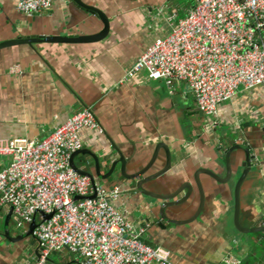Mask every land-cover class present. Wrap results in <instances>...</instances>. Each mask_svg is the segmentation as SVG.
<instances>
[{"label":"crops","instance_id":"crops-1","mask_svg":"<svg viewBox=\"0 0 264 264\" xmlns=\"http://www.w3.org/2000/svg\"><path fill=\"white\" fill-rule=\"evenodd\" d=\"M18 1L0 0V43L30 36H88L103 29L96 15L73 0H55L48 11L30 17L16 10ZM81 1L108 18L110 32L105 40L0 50V141L24 137L41 141L70 116L90 108L101 129L80 131L82 149L106 163L103 173L119 159L113 145L127 160L126 174L137 173L151 161L146 175L158 172L166 164V154L163 149L155 154L156 147L164 143L169 148L170 170L145 188L170 193L184 183L192 184L188 203L172 218L179 221L190 219L199 209L196 173L207 169L225 175L224 160L217 152L225 147L223 141L246 142L254 160L240 189V225L264 226V84L239 89L214 117L206 119L185 83L169 87L163 80L149 79L145 72L124 79L148 47L167 36L175 19L185 16L197 0ZM242 156L235 152L232 165ZM8 160L0 156V170ZM75 163L95 175L88 155L78 156ZM235 173L226 184L200 174L204 192L200 216L190 224L165 228L159 226V208L122 178L120 163L110 178L96 181L106 188L120 187L116 208L135 226L149 224L142 240L168 250L169 264H226L228 256L237 264H264V233H241L234 226ZM9 214L8 207H0L2 232ZM6 227L13 240L0 236V264H33L39 245L27 235L29 226L18 228L11 214ZM55 260L77 264L68 251Z\"/></svg>","mask_w":264,"mask_h":264},{"label":"built area","instance_id":"built-area-1","mask_svg":"<svg viewBox=\"0 0 264 264\" xmlns=\"http://www.w3.org/2000/svg\"><path fill=\"white\" fill-rule=\"evenodd\" d=\"M54 1L19 0L16 10L30 17ZM139 72L169 87L185 83L198 111L214 117L239 89L264 84V0H197L124 79ZM82 129H101L90 108L41 141H0V156L9 159L0 170V207L12 209L18 228L36 218L39 256L33 264H50L53 254L64 251L77 264H169L168 250L142 240L149 224L135 226L116 208L119 186L106 188L71 168L72 153L83 148ZM225 263L237 261L228 256Z\"/></svg>","mask_w":264,"mask_h":264},{"label":"water","instance_id":"water-1","mask_svg":"<svg viewBox=\"0 0 264 264\" xmlns=\"http://www.w3.org/2000/svg\"><path fill=\"white\" fill-rule=\"evenodd\" d=\"M73 2L80 8L84 9L85 11H88L91 14H94L98 17V19L103 24V29L94 35H86V36H30L25 38H16V39H10L7 41H3L0 43V50L9 48V47H15L20 45H28L31 48H35V45L37 44H93L98 43L103 40H105L110 32V24L109 20L102 13L100 10L85 5L81 0H73ZM200 116L202 117L203 114L200 112ZM223 139H220V142H222ZM225 147H219L217 149V152L221 155L222 159L224 160L223 169L225 171V175L223 177H220L213 173L210 170L207 169H201L199 170L195 177H194V184L196 185L199 195H200V206L198 211L192 216L190 219L186 221H179L176 219H172L177 214H180V210L183 209V206L188 203L189 198L193 191V185L189 183H184L174 189L170 193H154L152 191H148L145 186L147 184H150L152 182H156L157 179L162 177L163 175L167 174L168 171L171 168V156L169 152V148L164 143H159L156 147L155 154H157L161 149L164 150L166 154V164L164 167L159 170L156 173L146 175L147 172L150 170V167L152 166L151 162L145 166L143 169L138 171L134 174H126V164L127 160L124 159V157L121 155L119 150L113 145L115 151L119 155V159L115 160L109 170L106 173H103V167L106 166V163H103L98 156L88 149H80L74 153H72L70 158V166L71 168L78 174L83 176H88L91 178L93 182H95L96 179L106 180L110 178L114 171L116 170V166L120 163V172L121 176L124 180L130 181L131 184L138 190L142 195L148 197L151 199V201L154 203L153 205L157 206L159 208V219L160 224L159 226L162 228L166 227V224L169 225H184V224H190L198 219L200 216L203 205H204V192L202 188V184L200 182V174H206L213 178L215 181H217L220 184H226L229 183L232 180V177H234V173L238 175V179L234 186V226L235 228L240 231L241 233H247V234H261L264 233V226H260L257 228H244L240 225V189L244 181L247 179L249 173L253 169V160L254 156L252 154L251 147L246 142H238L236 140L230 139L229 141L224 140ZM235 152H241L243 153L241 162H236L235 165H232V155ZM80 155H88L91 157L94 167H95V175L89 173L83 167H79L75 163V159ZM82 163L84 161H81ZM89 163V162H88ZM87 163V164H88ZM236 167V168H234ZM236 171H235V170ZM77 199H81L77 197ZM168 212L172 213V216L170 217L168 215ZM12 209H10V214L6 219L5 228L2 231H0V236H3L4 238H7L9 240H13L12 237L9 234V231L7 229L8 221L11 217ZM52 217V215H45L44 219L48 220ZM37 227L36 218L33 219L31 224L29 225L28 229V236L34 237L33 232ZM146 243V242H145ZM39 256V255H38Z\"/></svg>","mask_w":264,"mask_h":264},{"label":"rangeland","instance_id":"rangeland-1","mask_svg":"<svg viewBox=\"0 0 264 264\" xmlns=\"http://www.w3.org/2000/svg\"><path fill=\"white\" fill-rule=\"evenodd\" d=\"M184 1H185V0H184ZM180 16H181V15H178L177 17L179 18ZM183 17H184V16L180 17L179 19H181V18H183ZM179 19H175V22H177V20H179ZM204 117H205V116H204ZM205 118L208 119L207 117H205ZM56 257H58V254H53L52 257H51V260H52V259L55 260Z\"/></svg>","mask_w":264,"mask_h":264},{"label":"trees","instance_id":"trees-1","mask_svg":"<svg viewBox=\"0 0 264 264\" xmlns=\"http://www.w3.org/2000/svg\"><path fill=\"white\" fill-rule=\"evenodd\" d=\"M67 258H69V256H67ZM56 262V260H54V261H52L50 264H52V263H54V264H59V263H55Z\"/></svg>","mask_w":264,"mask_h":264}]
</instances>
